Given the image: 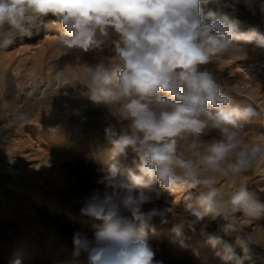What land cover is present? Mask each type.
<instances>
[{
    "label": "clouds",
    "instance_id": "obj_1",
    "mask_svg": "<svg viewBox=\"0 0 264 264\" xmlns=\"http://www.w3.org/2000/svg\"><path fill=\"white\" fill-rule=\"evenodd\" d=\"M230 6L227 0H0V50L30 38L51 15L62 28L59 47L77 59L101 54L79 89L107 110L103 131L110 152L96 181L103 187L80 208L100 225L91 238L73 233V258L162 264L147 233L155 231L153 218L168 223L169 216L145 205L161 192H183V212L172 217L173 242L187 247L185 232L199 226L223 264L249 259L207 231L210 221H219V230L235 234L246 251L241 215L264 217V201L247 184L226 191L219 186L233 176L264 174V138L246 142L243 134L264 110L237 102L208 67L244 57L249 45L264 47L256 28L241 31V22L224 11Z\"/></svg>",
    "mask_w": 264,
    "mask_h": 264
},
{
    "label": "rangeland",
    "instance_id": "obj_2",
    "mask_svg": "<svg viewBox=\"0 0 264 264\" xmlns=\"http://www.w3.org/2000/svg\"><path fill=\"white\" fill-rule=\"evenodd\" d=\"M257 1L227 0L231 6L224 11L241 22V31L254 27L264 36V0ZM37 28L45 30L36 39L17 40L0 50V164L11 158L17 161L30 184L10 196L5 193L9 187L6 184L15 175L0 170V264H12L17 259L22 264H87L84 256L73 258L72 238L55 223L90 238L100 225L82 216L80 208L94 190L103 187L96 181L110 152L103 131L107 110L80 96L79 89L89 65L101 54H84L77 59L59 47L62 28L51 15L42 18L33 30ZM105 54H111L110 49ZM208 67L237 102L264 110V47L249 45L244 57L233 56ZM18 86L20 97L16 102ZM243 134L246 142L264 138V112L246 126ZM131 160L130 154L126 163L130 165ZM86 169L91 172L93 187H77L79 173ZM242 183L264 201V174L233 176L222 179L219 186L222 191L234 190ZM74 187L75 197L62 199V193ZM185 195L161 192L154 203L145 205L146 211L156 207L169 216L168 223L153 218L151 227L155 231L147 233L156 257L160 256L162 264H223L216 250L199 234V226L195 232H185L187 247L173 242L172 217L183 212ZM239 222L247 246L264 255V217L249 219L241 215ZM218 223L210 221L207 231L232 244L235 234L221 232ZM246 256L249 259L244 264H264L262 256L250 250Z\"/></svg>",
    "mask_w": 264,
    "mask_h": 264
},
{
    "label": "bare ground",
    "instance_id": "obj_3",
    "mask_svg": "<svg viewBox=\"0 0 264 264\" xmlns=\"http://www.w3.org/2000/svg\"><path fill=\"white\" fill-rule=\"evenodd\" d=\"M255 2L257 0H254ZM258 2V1H257ZM256 2V3H257ZM50 28V27H49ZM45 29L43 28H37L35 30H32L33 31V35L28 38V37H25L24 39H36L41 31H43ZM59 31H62V29L60 30L59 28ZM45 33V31H44ZM23 39V40H24ZM20 90H19V86H18V94H16V102H19V97H20ZM78 130V129H77ZM12 151V150H11ZM46 165L49 164V161L45 163ZM18 166V167H17ZM0 170H9L13 175H15V179H10L11 181H9L8 184L6 185H9V187H6V194L10 195V196H13L15 192L19 191L20 189H23L22 187L23 186H26L29 184V177H27L23 170H22V167L21 165H19L17 163V161L14 162V160L11 158L10 161L8 163H2L0 164ZM80 172V171H79ZM43 173V172H42ZM57 173V172H56ZM39 175V174H37ZM36 175V176H37ZM80 175V178H78V182L76 184L77 187L79 186H88V187H93L91 184H92V176H91V172L88 171V169L86 170H81V172L79 173ZM40 176V175H39ZM94 178L97 177L95 174L93 176ZM41 178V177H40ZM26 179V180H25ZM96 179V178H95ZM43 183V182H42ZM30 185V184H29ZM5 190V189H4ZM12 191V192H11ZM14 191V192H13ZM24 191V190H23ZM78 191V190H77ZM19 193V192H18ZM76 195V188L74 187L71 191H67V192H64L62 193V199H65V200H69L71 198H74ZM64 200V201H65ZM25 205V204H24ZM52 219V218H50ZM57 225H59L62 229L61 232H65L67 235H69L71 238L73 237V233L76 232L74 231L73 229L69 228V226L67 227H64L63 225H61V223H55ZM232 245L233 247L237 250V252L240 254V257H244L246 256V253L250 250L252 252H254L255 254L257 255H261L262 258L264 259V255L263 254H260V252L257 250V248L255 247H252V246H247L246 248V251L242 248H238L236 243H235V239L234 241H232ZM254 255V254H253ZM160 256L156 257V260L158 261H161ZM162 257V256H161ZM262 259V260H263ZM165 260V259H164ZM250 262V261H249Z\"/></svg>",
    "mask_w": 264,
    "mask_h": 264
}]
</instances>
